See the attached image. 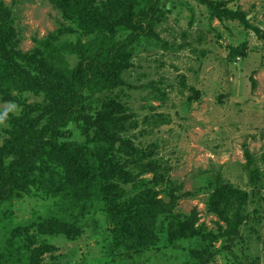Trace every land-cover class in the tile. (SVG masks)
I'll return each instance as SVG.
<instances>
[{"label": "rangeland", "instance_id": "374dc122", "mask_svg": "<svg viewBox=\"0 0 264 264\" xmlns=\"http://www.w3.org/2000/svg\"><path fill=\"white\" fill-rule=\"evenodd\" d=\"M3 1L13 19L15 42L19 40L17 48L21 55L37 50L41 58H46L45 63H55L68 71L76 66L79 55L69 44L79 38L87 43L94 33H82L81 19L66 17L67 7L58 0ZM93 1L102 9L109 2ZM110 1L114 5L115 0ZM160 1L166 15L155 30L166 45L153 43L155 39L143 40L131 54L132 66L120 73L123 84L103 92L85 91L93 108L105 96L124 105L131 118L125 122L122 134L136 147L152 151L151 157L144 161L156 160L158 174L167 179L156 184L154 171L140 172L136 166L125 163L124 169H129L135 179L112 178L125 191L119 201L128 197L130 201L134 196L154 204L156 200L168 201V187L182 184L178 193L187 195L174 207L179 219H186L195 210L198 218L195 226L216 231L218 224H224L207 211L206 202L212 190L210 184L219 174L220 179L249 194L244 209L247 218L240 234L248 253L258 258V264H264V39L236 20L210 19L207 8L196 0ZM227 1L229 8H240L247 13L250 23L264 29V0ZM191 16L193 21L189 24ZM107 31L111 32L108 27ZM116 34L121 38L126 32ZM241 44L245 55L230 59L228 46ZM38 66L33 61L26 65L36 73L43 69ZM150 81L158 82L163 94L142 86ZM16 84L9 94L0 95V113L9 102H15L20 109L18 114L9 112L6 121L0 124V143L9 136L15 121L20 118L25 121L23 112L37 118L48 101L46 92L33 91L19 80ZM85 104H89L87 100ZM92 111L88 109L83 115ZM45 119L46 116L41 123ZM86 124L85 118H78L59 135L58 142L67 149L68 157L83 161L86 154L89 156L86 153L89 148L104 144L97 140L94 128ZM117 146L118 143L114 148L108 146L107 157L100 159L101 163L110 161L108 166L94 161L96 170L112 172L110 168L123 164L127 155L116 152ZM112 150L115 155H110ZM46 156L49 167L42 163L33 168L27 178L23 176L17 181L20 194L0 202V255H7L5 241L12 254L5 260L7 264H179L185 260L193 240L172 244L163 229L149 236L144 233L141 237L144 247L131 252L124 263L117 261V251L107 245L117 238L120 222L110 218L107 209L93 198L82 199L77 193H70L62 199L63 192L57 183L65 176L62 162L56 156ZM22 183L29 187L27 192L23 191ZM62 202L68 204L70 211L63 216ZM60 217L78 231L73 238L57 231L56 220ZM165 217L157 215L158 219ZM6 230L13 233L9 240L1 237ZM220 244V239L215 241L216 255L206 264H233V255L226 249H218ZM30 249L38 253L35 262L26 259V250L28 255ZM20 257L23 260L18 262Z\"/></svg>", "mask_w": 264, "mask_h": 264}, {"label": "trees", "instance_id": "16d2710c", "mask_svg": "<svg viewBox=\"0 0 264 264\" xmlns=\"http://www.w3.org/2000/svg\"><path fill=\"white\" fill-rule=\"evenodd\" d=\"M58 1L67 7L64 13L66 17L81 19L83 34L94 32L87 43H82L79 38L76 43L69 44L71 50L79 55L76 66L70 71L63 66L58 67L55 63H45L46 58H41L37 50L26 56L21 55V50L17 48L19 40L16 39L15 42L17 33L10 11L6 3L0 0V95L9 94V90L15 88L19 80L33 91L46 92L48 99L42 105L39 117L30 118L29 112H23L22 117L25 121L21 122V118L15 121L9 136L3 138L0 143V202L20 194L16 189L17 181L23 176L27 178L33 168L40 167L42 163L49 167L45 155L56 156L62 162L65 173L61 182H57L60 192H63L61 198L67 197L70 193H77L78 198L82 199L93 198L100 201V205L107 209L110 218L113 217L120 222L117 238L113 239L111 245H107L117 251V261L124 263L130 259L131 252L144 247L141 241L144 233L149 236L153 232L158 233L159 230L164 229L166 239H169L172 244L178 240L194 242L185 260L179 264L208 263L216 255L217 249L213 245L218 239L221 240V247L218 249H226L229 254H232L233 264H258V258L248 253L240 234V227L247 218L244 209L249 194L230 182L223 181L219 174L210 184L212 190L206 202L207 211L215 214L224 224H218L216 231L195 226L198 219L195 210H192L186 219H179L178 213L174 212V207L182 196L187 195V192L178 193L182 189V184L168 187V201L156 200L154 204L150 201L137 200L138 196H134L130 201L129 197L124 202L119 201L125 191L120 183L114 182L112 178L133 181L135 178L129 169H124L127 164L136 166L140 172L154 171L153 179L156 184L165 182L167 179L164 174H158L156 160L144 161L151 157L152 151L136 147L128 136L122 134L126 129L125 122L131 118V115L126 113L124 105L116 98L105 96L100 98L98 105L96 104L93 108L85 91L96 89V92H103L123 84L120 73L132 66L131 54L143 40L155 39L153 43L159 42L162 46L166 45L155 30L166 15V9L162 7L161 1L119 0L117 3L115 0L113 5L109 0L104 9L96 5L93 0ZM196 1L207 8L210 19L220 22L236 20L244 28L264 39V29L250 23L247 13L240 8H229L227 0ZM192 21L191 16L189 24ZM107 27L111 32L107 31ZM105 30L108 36H105ZM121 31L126 32V35L119 38L116 33ZM228 55L230 59L244 56V44L229 45ZM18 57L22 61H19ZM31 61L43 69L37 70L38 73L34 69L31 72L32 67H26ZM55 77H65V79L55 81L53 80ZM94 83L95 86H93ZM158 85V82L150 81L142 86L150 87L163 94ZM85 100L88 101V105L85 104ZM88 109H93L92 113L83 115ZM45 116V122L41 123ZM78 118H85L86 126L94 128L97 140L104 142V144H97L94 149L89 148L86 151L89 156L86 154L83 161L68 157L67 149L60 146L58 142L63 128ZM117 143L119 150L116 149V152L127 155L124 156L123 164L119 168H110L112 172L108 170L102 172L98 168L96 170L94 161L100 164V159L107 157V147L114 148ZM52 151L55 152L51 154ZM110 155H115L113 150ZM245 156L247 160L250 159L247 152ZM102 163L103 166H108L111 162L102 161ZM22 189L27 192L29 187L22 183ZM61 210L65 211L62 216L70 212L65 202H62ZM158 214L166 217L168 215V217L158 219ZM56 221H58L57 231L65 234L66 238H73V235L78 233L63 217ZM1 237L9 240L13 237V233L3 231ZM26 238L28 243L29 236ZM5 242L7 255L4 257L0 255V264H7L5 260L12 255L10 246H7V241ZM233 247L236 248L233 249ZM27 251L26 259L35 262L38 257L36 249H30L28 255ZM22 260L23 258L20 257L17 261Z\"/></svg>", "mask_w": 264, "mask_h": 264}, {"label": "clouds", "instance_id": "9594fccd", "mask_svg": "<svg viewBox=\"0 0 264 264\" xmlns=\"http://www.w3.org/2000/svg\"><path fill=\"white\" fill-rule=\"evenodd\" d=\"M19 106L15 102H9L8 106L0 113V124H3L8 118L9 112L19 113Z\"/></svg>", "mask_w": 264, "mask_h": 264}]
</instances>
